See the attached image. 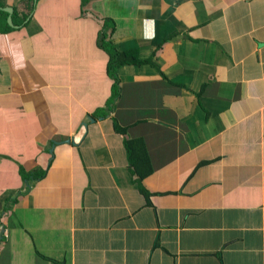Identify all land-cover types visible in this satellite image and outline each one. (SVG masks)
<instances>
[{
    "label": "crops",
    "instance_id": "crops-1",
    "mask_svg": "<svg viewBox=\"0 0 264 264\" xmlns=\"http://www.w3.org/2000/svg\"><path fill=\"white\" fill-rule=\"evenodd\" d=\"M83 1L0 0V264H264V0Z\"/></svg>",
    "mask_w": 264,
    "mask_h": 264
},
{
    "label": "trees",
    "instance_id": "trees-1",
    "mask_svg": "<svg viewBox=\"0 0 264 264\" xmlns=\"http://www.w3.org/2000/svg\"><path fill=\"white\" fill-rule=\"evenodd\" d=\"M89 0H84L83 5L88 4ZM26 3L24 2L23 5V14L29 15L33 11V4L32 0L30 4L26 7ZM0 16L4 17V25L6 28H9L7 23L8 14L2 10H0ZM110 24L107 22L103 27L100 36H101V46L102 48L111 55L110 57V67H109V74L111 77L117 80L116 78V71L119 67L122 66H144L150 63L149 60H142L139 57V53L137 50H125L119 51L114 48L113 41L107 40L108 38V30L110 29ZM114 129L117 133L122 134L123 137L126 138L125 147L128 154L129 164H130V172L132 176H138L139 181L136 180V183L140 184L141 192L146 195L150 196L147 192V189L144 187L143 183L154 172V166L152 165V160L150 154H148L144 143L138 142L135 140H129L126 137V129L115 123ZM144 166L145 168H141ZM151 197V196H150Z\"/></svg>",
    "mask_w": 264,
    "mask_h": 264
},
{
    "label": "water",
    "instance_id": "water-1",
    "mask_svg": "<svg viewBox=\"0 0 264 264\" xmlns=\"http://www.w3.org/2000/svg\"><path fill=\"white\" fill-rule=\"evenodd\" d=\"M6 13L9 14V18H8V23L10 26L14 27L13 25V21H12V14H13V10L11 8H6V9H3Z\"/></svg>",
    "mask_w": 264,
    "mask_h": 264
}]
</instances>
